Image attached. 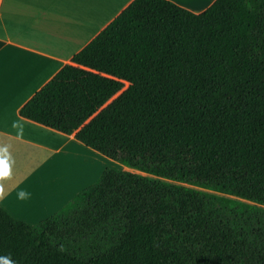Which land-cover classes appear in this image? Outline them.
Segmentation results:
<instances>
[{
    "label": "trees",
    "instance_id": "trees-1",
    "mask_svg": "<svg viewBox=\"0 0 264 264\" xmlns=\"http://www.w3.org/2000/svg\"><path fill=\"white\" fill-rule=\"evenodd\" d=\"M20 114L129 169L0 208V264H264V0H133Z\"/></svg>",
    "mask_w": 264,
    "mask_h": 264
},
{
    "label": "crops",
    "instance_id": "crops-1",
    "mask_svg": "<svg viewBox=\"0 0 264 264\" xmlns=\"http://www.w3.org/2000/svg\"><path fill=\"white\" fill-rule=\"evenodd\" d=\"M132 1L0 0V208L15 219L38 225L118 165L20 109ZM171 1L199 13L215 0Z\"/></svg>",
    "mask_w": 264,
    "mask_h": 264
},
{
    "label": "rangeland",
    "instance_id": "rangeland-1",
    "mask_svg": "<svg viewBox=\"0 0 264 264\" xmlns=\"http://www.w3.org/2000/svg\"><path fill=\"white\" fill-rule=\"evenodd\" d=\"M128 86V83H126V85H125V88ZM118 164V165H117ZM117 166H116V168H120V167H127V166H125V165H123L122 163H120V162H118L117 161ZM120 166V167H119Z\"/></svg>",
    "mask_w": 264,
    "mask_h": 264
}]
</instances>
